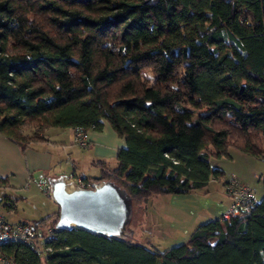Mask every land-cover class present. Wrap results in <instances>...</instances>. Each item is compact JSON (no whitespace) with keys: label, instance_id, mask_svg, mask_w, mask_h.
I'll use <instances>...</instances> for the list:
<instances>
[{"label":"trees","instance_id":"trees-1","mask_svg":"<svg viewBox=\"0 0 264 264\" xmlns=\"http://www.w3.org/2000/svg\"><path fill=\"white\" fill-rule=\"evenodd\" d=\"M105 122L126 146L96 180L133 202L225 180L212 158L231 146L264 160V0H0L1 133L25 148L47 140L49 127ZM261 195L251 212L202 223L164 251L56 228L49 239L0 242V258L264 264ZM58 217L59 208L27 223L47 230Z\"/></svg>","mask_w":264,"mask_h":264},{"label":"crops","instance_id":"crops-1","mask_svg":"<svg viewBox=\"0 0 264 264\" xmlns=\"http://www.w3.org/2000/svg\"><path fill=\"white\" fill-rule=\"evenodd\" d=\"M87 132L86 147L75 143L76 128L49 127L44 133L47 140L24 148L0 131V213L12 223L29 222L37 210L30 204L36 202L35 196L40 193L35 183L37 180L75 171L84 178L97 181L103 174L104 165L116 166L117 152L126 146V140L108 122L104 123L102 130ZM38 208L39 216L34 219L40 220L54 215L59 207H52L55 209L52 212L44 207ZM0 264L3 263L0 261Z\"/></svg>","mask_w":264,"mask_h":264},{"label":"rangeland","instance_id":"rangeland-1","mask_svg":"<svg viewBox=\"0 0 264 264\" xmlns=\"http://www.w3.org/2000/svg\"><path fill=\"white\" fill-rule=\"evenodd\" d=\"M212 164L224 171L225 180L219 182L213 179L207 187L186 194H157L146 201L133 202V216L129 225L132 233L130 239L152 250L164 251L187 242L190 234L202 223L212 219L225 223L226 221L220 220V216L232 203L226 189L233 178L254 187L259 194L264 193L261 180L264 160L261 158L231 146L229 156L213 157ZM37 189L40 193L35 196L36 202L30 203L37 209L33 219L29 221L31 223L39 220L34 219L39 216L38 206L52 212L57 205L50 195L40 188ZM227 201L228 205L224 206Z\"/></svg>","mask_w":264,"mask_h":264},{"label":"water","instance_id":"water-1","mask_svg":"<svg viewBox=\"0 0 264 264\" xmlns=\"http://www.w3.org/2000/svg\"><path fill=\"white\" fill-rule=\"evenodd\" d=\"M50 197L59 207L56 226L79 228L116 239H130L133 198L112 180L95 182L84 188L67 176L50 177Z\"/></svg>","mask_w":264,"mask_h":264},{"label":"built area","instance_id":"built-area-1","mask_svg":"<svg viewBox=\"0 0 264 264\" xmlns=\"http://www.w3.org/2000/svg\"><path fill=\"white\" fill-rule=\"evenodd\" d=\"M75 143L81 147L88 145V132L82 128L76 129ZM77 185L88 188L92 182L72 171L68 175ZM36 185L46 194H50V184L46 177L37 180ZM227 193L232 198V203L228 205L220 216V220L229 221L233 217L251 212L260 202L262 195L256 189L241 180L233 178L231 184L227 187ZM56 227H48L47 230L35 227L25 222L12 223L6 217L0 214V242L24 241L33 242L36 239H49ZM47 249L50 250L49 247ZM4 264L5 260L0 258Z\"/></svg>","mask_w":264,"mask_h":264},{"label":"bare ground","instance_id":"bare-ground-1","mask_svg":"<svg viewBox=\"0 0 264 264\" xmlns=\"http://www.w3.org/2000/svg\"><path fill=\"white\" fill-rule=\"evenodd\" d=\"M69 175V174H68ZM68 175H65V176H67L68 177ZM47 178V177H46ZM48 179V182H49V178H47ZM68 179H69V177H68ZM69 180H71V179H69ZM72 181V180H71ZM95 182H97V181H94L93 182V184L95 183ZM76 184V183H75ZM92 184V185H93ZM88 188H90V187H88ZM50 193H51V187H50ZM50 195V194H49ZM1 214V213H0ZM3 215V214H2ZM7 219V218H6ZM8 220V219H7ZM9 221V220H8ZM20 222H23V221H20ZM14 223H16V222H14ZM25 223H27V222H25ZM56 228H58V227H56Z\"/></svg>","mask_w":264,"mask_h":264},{"label":"flooded vegetation","instance_id":"flooded-vegetation-1","mask_svg":"<svg viewBox=\"0 0 264 264\" xmlns=\"http://www.w3.org/2000/svg\"><path fill=\"white\" fill-rule=\"evenodd\" d=\"M92 184H93V182H92ZM92 186V185H91Z\"/></svg>","mask_w":264,"mask_h":264}]
</instances>
